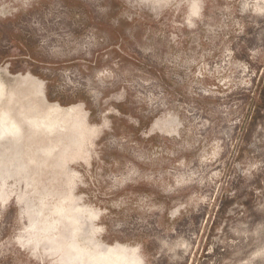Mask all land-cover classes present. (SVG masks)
<instances>
[{"label":"rangeland","instance_id":"374dc122","mask_svg":"<svg viewBox=\"0 0 264 264\" xmlns=\"http://www.w3.org/2000/svg\"><path fill=\"white\" fill-rule=\"evenodd\" d=\"M0 81V264H264V0H0Z\"/></svg>","mask_w":264,"mask_h":264},{"label":"bare ground","instance_id":"6f19581e","mask_svg":"<svg viewBox=\"0 0 264 264\" xmlns=\"http://www.w3.org/2000/svg\"><path fill=\"white\" fill-rule=\"evenodd\" d=\"M6 96V87L5 85L0 81V106L5 99ZM32 123L35 124H44L45 126H53L55 125L52 122H48L46 120H35L31 119ZM52 121V120H51ZM56 122V121H55ZM22 130L20 125L17 123L15 119L9 115L8 111L6 109L0 108V139H3L9 135L12 136L13 139L16 141L21 138Z\"/></svg>","mask_w":264,"mask_h":264}]
</instances>
